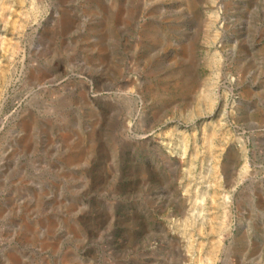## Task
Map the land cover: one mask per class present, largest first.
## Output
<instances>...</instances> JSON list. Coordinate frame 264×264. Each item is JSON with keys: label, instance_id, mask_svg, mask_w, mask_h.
I'll use <instances>...</instances> for the list:
<instances>
[{"label": "rangeland", "instance_id": "1", "mask_svg": "<svg viewBox=\"0 0 264 264\" xmlns=\"http://www.w3.org/2000/svg\"><path fill=\"white\" fill-rule=\"evenodd\" d=\"M0 264H264V0H0Z\"/></svg>", "mask_w": 264, "mask_h": 264}]
</instances>
